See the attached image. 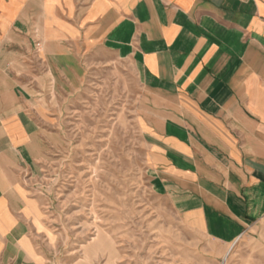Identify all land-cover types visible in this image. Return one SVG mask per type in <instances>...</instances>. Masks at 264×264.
Instances as JSON below:
<instances>
[{
	"label": "crops",
	"instance_id": "obj_1",
	"mask_svg": "<svg viewBox=\"0 0 264 264\" xmlns=\"http://www.w3.org/2000/svg\"><path fill=\"white\" fill-rule=\"evenodd\" d=\"M102 55L137 72L147 164L183 222L224 244L264 231V0H0V264H46L34 92Z\"/></svg>",
	"mask_w": 264,
	"mask_h": 264
},
{
	"label": "rangeland",
	"instance_id": "obj_2",
	"mask_svg": "<svg viewBox=\"0 0 264 264\" xmlns=\"http://www.w3.org/2000/svg\"><path fill=\"white\" fill-rule=\"evenodd\" d=\"M103 57L34 92L52 133L48 156L25 175L46 264H264V231L224 244L183 222L147 164L137 72Z\"/></svg>",
	"mask_w": 264,
	"mask_h": 264
},
{
	"label": "bare ground",
	"instance_id": "obj_3",
	"mask_svg": "<svg viewBox=\"0 0 264 264\" xmlns=\"http://www.w3.org/2000/svg\"><path fill=\"white\" fill-rule=\"evenodd\" d=\"M86 258V257H85Z\"/></svg>",
	"mask_w": 264,
	"mask_h": 264
}]
</instances>
